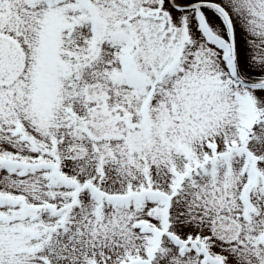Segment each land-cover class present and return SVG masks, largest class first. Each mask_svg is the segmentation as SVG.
Returning <instances> with one entry per match:
<instances>
[{
  "label": "snow or ice",
  "instance_id": "snow-or-ice-1",
  "mask_svg": "<svg viewBox=\"0 0 264 264\" xmlns=\"http://www.w3.org/2000/svg\"><path fill=\"white\" fill-rule=\"evenodd\" d=\"M0 264H264V0H0Z\"/></svg>",
  "mask_w": 264,
  "mask_h": 264
}]
</instances>
